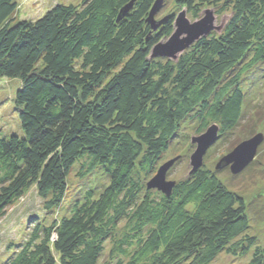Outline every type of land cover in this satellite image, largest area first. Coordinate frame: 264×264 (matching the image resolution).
I'll return each instance as SVG.
<instances>
[{
	"label": "trees",
	"instance_id": "1",
	"mask_svg": "<svg viewBox=\"0 0 264 264\" xmlns=\"http://www.w3.org/2000/svg\"><path fill=\"white\" fill-rule=\"evenodd\" d=\"M173 1L195 20L205 9L231 15L175 62L149 58L176 17L154 30L155 0L59 3L34 21L15 20L16 1L0 0V81L18 82L19 124L0 137V218L32 188L55 213L48 224L36 216L0 264H210L250 250L247 264H264L244 200L206 167L169 196L146 188L185 120L198 133L217 124L219 137L235 128L244 74L264 63V0ZM76 166L106 184L69 197Z\"/></svg>",
	"mask_w": 264,
	"mask_h": 264
},
{
	"label": "rangeland",
	"instance_id": "2",
	"mask_svg": "<svg viewBox=\"0 0 264 264\" xmlns=\"http://www.w3.org/2000/svg\"><path fill=\"white\" fill-rule=\"evenodd\" d=\"M15 1L17 9L13 18L18 21H34L59 3L73 5L81 3V0ZM179 11L180 9L173 0H164L154 17L155 23H160L172 14L177 16ZM227 13V11L222 12L215 8L216 27L220 26L221 17ZM187 19L189 21L195 20L191 13L187 14ZM212 33L215 34L216 32ZM17 88L18 82L16 81H0V137H4L5 132L19 133L17 115L11 104ZM242 89L245 92V98L242 104L241 117L234 129L227 130L221 137L218 136L213 146L208 149L203 159V167L213 172L229 191L244 200L249 220L247 235L254 238L257 245L264 246V140L252 163L240 174L232 175L229 167L215 170L220 159L230 153L239 143L258 133L264 135V63H257L245 72ZM198 128L199 122L195 119L185 120L177 136L173 138L168 151L158 161L154 173L145 179V183L156 175L159 168L171 161H174V164L166 172L165 181L179 182L186 179L191 171L189 158L195 150V146L190 144V139L192 136L203 134L206 131L203 129L198 133L196 132ZM80 171V166H76L68 180L69 197H80L85 189L96 183L98 185L106 184V178L100 173L97 177L95 176L96 178H92V175L86 176V174L79 177L78 172ZM36 216L44 217L46 224H48L55 218V213L51 212L48 215L44 213L43 202L34 188L29 189L22 198L6 208L3 217L0 218V263L11 255L12 249H17L18 243H24L29 230L32 228L31 221ZM110 248L111 246L107 244L106 250L108 251ZM252 251L250 250L248 255L244 256L221 253L210 264H247Z\"/></svg>",
	"mask_w": 264,
	"mask_h": 264
},
{
	"label": "water",
	"instance_id": "3",
	"mask_svg": "<svg viewBox=\"0 0 264 264\" xmlns=\"http://www.w3.org/2000/svg\"><path fill=\"white\" fill-rule=\"evenodd\" d=\"M132 2L121 9L118 19H122L131 10ZM163 2L164 0H155L147 19V22L154 30L160 24L155 23L154 17ZM230 18L231 15H223L220 20V26L216 27L214 9L203 10L199 18L193 22L187 19V10L182 9L175 17L171 35L162 39L151 49L149 58H163L169 61H178L184 52L199 40L206 38L212 32L220 35ZM219 132V126L212 124L203 134L191 137L190 144L195 146V150L189 158L191 171L188 175L194 174L203 167L204 156L218 139ZM263 140L264 135L258 133L252 138L239 143L230 153L220 159L215 170L218 171L229 167L232 175L240 174L252 163ZM173 164L174 161H171L159 168L156 175L146 183V188L149 190H157L169 196L175 186V182L165 181V175Z\"/></svg>",
	"mask_w": 264,
	"mask_h": 264
}]
</instances>
